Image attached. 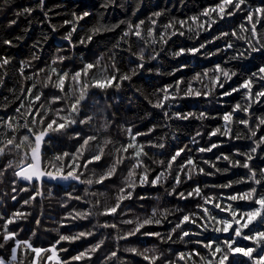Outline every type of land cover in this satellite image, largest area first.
Returning <instances> with one entry per match:
<instances>
[{
	"label": "trees",
	"instance_id": "trees-1",
	"mask_svg": "<svg viewBox=\"0 0 264 264\" xmlns=\"http://www.w3.org/2000/svg\"><path fill=\"white\" fill-rule=\"evenodd\" d=\"M219 0H45V7L41 9L38 0H0V57L6 56L9 64L0 68V120L7 121L13 118V130L6 127H0V141H5L13 136L23 137L27 134L24 125L28 127L33 125L26 120L28 116V96L22 89L35 85L36 94H41L42 98L34 107L39 109L41 113H46V118H55L58 108L70 107V100L75 94L79 95V88L76 87L71 78L66 82L64 92L58 91L53 86L44 87L45 82L49 79L51 68L55 66L57 70L75 71L82 67L85 62H94L98 57L103 55L104 59L99 68H97L89 77V81L93 78H99L100 72L105 65L112 62L110 53L115 54L121 73L129 72L136 64H129L128 49L131 47L135 52H139L143 46L135 36L127 37V43L121 41L120 48L114 45L120 39L123 32L127 30L128 23H139L145 21L144 33L146 35L147 28L151 27V19L158 20V28L164 30L170 20H189L193 16H199L207 7H214ZM249 5L257 6L261 0H248ZM107 5V6H105ZM26 7H32L34 11L31 14L17 15L23 12ZM90 13L79 22V31L74 34V42L77 47L72 48L63 37L71 30L69 25H65V20L73 21L74 16ZM161 12L163 15L159 18L153 16V13ZM47 14V15H46ZM243 19V13L237 14L232 18H225L224 21L218 22L213 29L203 32L199 37L195 33H187L185 36H174L170 42L161 46L159 44L153 46L159 56L155 60H149L146 56L145 67L139 71L129 81H124L120 88H109L101 90L91 88L82 104V113L77 117L79 120L92 119L85 124L77 123L72 125L65 134L50 133L43 143L42 165L44 170H52L53 167H64L68 169L72 156L76 155L77 149L83 143V138L89 135H97V141L92 142L86 147L85 155L81 160L89 159L91 155L98 152L99 147H104V156L102 161L90 165L87 169L81 167L77 171L81 175V180L87 181L93 179L92 185L80 183L77 181H69L68 184L42 183L40 188L38 182L26 184L15 178V171L18 170L21 158L30 148L34 146V137L31 142L21 144L19 150L12 149L0 155V216L7 219L13 212L19 210L26 215L17 220L13 225L9 226V230L17 234V239L28 240L34 247L49 248L60 235H77L79 232H92V236H86L76 241H64L58 245V255L61 262L70 261L72 256L77 255L81 251L89 249L96 243L103 241L102 248L91 259H85L75 264H105L106 257L112 251H117L118 257L114 258L113 264H147L143 260L145 249H156V254L160 255L159 264H208L209 250L203 247V244H196L197 240L207 243L208 240H214L217 244H221L224 240L231 238L228 233H220L212 230L213 224L207 231L197 228L195 225L187 224L184 230L193 233L192 236L180 239V230L174 234L171 241L167 240V234L172 227L179 222L182 214L196 211V205L202 203L200 197H189L181 199L180 192L187 194L197 185L203 190V195L219 196L221 193L231 195L238 192L247 191L254 186L251 182L248 184L233 183L231 188H223L222 185L228 184L230 181L235 182L242 176L246 175L243 168H231L225 161L216 162V167L221 171L217 172L215 168L203 164L204 159L215 161L216 157L224 154H231L234 149L240 148L242 151H248L253 145L247 139L235 140L228 139L223 136H216L211 142L216 143L223 141L220 148L214 149L209 153L192 152V156L197 160L200 167H204L206 172L214 173L213 175L194 174L192 179L184 178L180 185L175 183V172L167 174L157 185L151 183L140 184L139 175L143 172V168L135 170V175L131 182H135L137 187L132 190L133 195L121 202V206L117 210V214L105 216L101 215L106 207L116 206L117 196L120 194L119 189L125 187L128 180V173L132 169L135 160H126L119 166L117 174L111 179L106 180L103 184H96L95 180L99 175L103 174L113 163L117 156V149L122 144L130 142L128 129L133 130V134L147 133L141 135L137 139V143L149 145L150 143L161 142L166 143L163 150L146 147L145 151L148 157L145 164L149 167V178L155 179V176L166 169V165L161 166L154 161L166 160L170 158L169 154L174 153L178 147L190 145L192 148L208 146L209 137L207 132L220 126L223 121L217 118L222 116L224 111H230L231 107L240 102L244 104L243 93H234L230 97L219 99V92L230 90L237 87L243 82L251 72L258 71L261 65H264V55L253 53L250 58L240 61H228V55L220 53L210 59L204 58L202 55L192 56L183 55L181 57H173L171 53L178 51L179 48L196 47L199 43L211 39L222 31H230L231 28L238 26ZM15 20V24H10ZM55 25L57 30L53 33L52 26ZM114 25L119 27L114 28ZM195 28V25H193ZM93 29H99L91 42L80 45L81 38L91 35ZM264 32V28H261ZM47 36V39H45ZM4 40L13 41L12 46L3 44ZM224 41H219L214 46H208L207 51H214L215 47H223ZM243 42H238V46ZM164 48L161 51V48ZM59 50V51H58ZM149 55L152 48L146 49ZM38 57L33 59V57ZM58 56H64L67 59L63 62H57L53 65V61ZM24 64V75L20 73L21 64ZM215 63L225 64L229 69L238 72L231 81L226 83L225 89H217L209 97H190L176 100L171 107L165 106L164 110L154 108L158 98H162V93L156 94L158 88L165 85L174 84L176 80L183 78L185 81L191 80L196 72H203L205 68L214 67ZM182 64L187 65L175 74L172 70L179 68ZM43 70V71H41ZM54 75V74H53ZM207 84L208 87H204ZM188 85H183L187 90ZM193 87L207 91L211 88L210 80L205 79L202 82L193 81ZM56 95L64 98L63 103L51 104L50 101ZM24 97V101H20V97ZM183 96V92H181ZM219 100V102H218ZM151 101V102H150ZM24 103V108L20 114L16 109ZM244 106H247L244 104ZM164 111L170 114L176 111L181 113L205 112L207 119L199 120L195 117L187 121L176 119H167ZM251 114L253 116L264 115V103H255L252 105ZM66 114V113H64ZM248 118L244 113H239L237 119ZM39 121L35 124V130L39 131L42 127ZM155 126V127H154ZM254 126V125H253ZM235 132L242 136L248 135L247 129L243 125L233 124ZM154 128L152 133L148 130ZM197 132L202 135L197 137L199 144L191 145V138ZM75 133H80L81 139H76ZM264 135V131L258 133ZM108 141V144L104 142ZM20 143V139L15 141ZM68 152L70 155L65 157L63 161H57L58 155ZM164 154L161 155L160 153ZM131 156V151L128 153ZM188 158V154H184L180 163ZM242 159V157H237ZM25 163H30L29 159ZM254 167H264V151H258L257 156L252 161ZM11 165V167H8ZM229 168L228 171H224ZM179 170V164L176 165V171ZM13 180H16L17 191L15 195L17 199L12 200ZM176 188L175 195H169ZM27 188L28 191H22ZM40 189L44 192L43 197H38L35 201L25 205L24 201L29 200L35 190ZM51 189L52 195H48ZM87 189V191H86ZM130 190V189H129ZM260 193H264V187L259 188ZM69 194L80 199L69 198ZM126 195V193H125ZM234 207L247 211L255 207L253 202L238 201L234 203ZM157 212V219H162L160 225L155 223L146 225L140 233L129 236L127 239H121L126 233L133 231L137 221L142 222L144 219L152 215L153 210ZM74 212H90L91 215L86 219L72 220L65 219L69 213ZM160 213H164L162 217ZM218 217L230 218L226 213L217 212ZM37 219H41V223L37 225ZM125 221H133L128 224ZM105 223L116 224V228H103L100 225ZM64 226H61V225ZM3 222L0 221V232L3 231ZM254 230H264V223H257L253 226ZM159 232L164 237L161 239L145 233ZM202 233L196 235L195 233ZM245 234L248 230H245ZM0 257L5 260H11V248L15 246V241L5 244L0 238ZM237 246L253 247V243L239 238ZM136 248L138 253H133L127 249ZM66 250V251H65ZM185 253V259L179 260L178 253ZM199 252V256L193 255L188 257V253ZM259 252V250H258ZM49 253H41L36 257L30 249L25 248L21 244L18 248L17 259L12 264H48L47 255ZM264 254V252H259ZM255 255V254H254ZM51 264H55L52 263ZM213 264H218V260L213 258ZM226 264H251V261L241 255H230Z\"/></svg>",
	"mask_w": 264,
	"mask_h": 264
},
{
	"label": "snow or ice",
	"instance_id": "snow-or-ice-1",
	"mask_svg": "<svg viewBox=\"0 0 264 264\" xmlns=\"http://www.w3.org/2000/svg\"><path fill=\"white\" fill-rule=\"evenodd\" d=\"M41 9L45 7V0H38ZM107 6V5H105ZM34 11L32 7H26L23 9V12H18L17 15L22 14H31ZM243 13V19L241 23L235 28H231L230 31H222L218 35L211 37V39L205 40L203 43H199L196 47L189 48H179L178 51H173L171 55L173 57H181L183 55H192L198 56L202 55L206 59L215 57L220 53H233L228 55V61H240L246 60L251 57L253 53H260L264 55V32L261 31V28H264V0H261V3L257 6H251L248 3V0H219V2L214 6L207 7L199 16H193L189 20H170L166 25H164V30L160 31L158 28V20L151 19V27L147 28L146 35L144 33L145 21L141 20L139 23H128L127 30L123 32L120 39L114 45L115 48H120L121 41L127 43V37L135 36L137 40L143 45L140 47L139 52H135L131 47H129L128 56L129 64H136V67L131 68L130 73L125 72L121 73L120 67L116 62L115 54L110 53L112 62L110 65H105L103 70L99 74V78H93L89 81V77L92 73L101 66L104 59L103 55L98 57L94 62H85L82 67L75 71H64L60 69L59 71L55 66L51 68V73L49 74V79L45 82L44 87L49 85L53 86L60 92H64L66 89V82L71 78L73 84L79 88V95L76 96L73 94L70 102V107L58 108L55 113V118H46V113H41V111L34 107V105L39 102L42 98L41 94H36L35 85L32 87H26L22 89V92H26L28 96V116L26 120L29 121L33 127H28L27 123L24 125L27 134L22 138L13 136L10 139L5 141H0V155H3L6 151H11L12 149L19 150L21 144L24 142H31V138L34 137V146L30 148V159L31 163H25L29 159V155L26 152L21 158L20 166L17 171H15V178L22 181H27L29 184L35 182L43 183L45 181L51 183L54 181H68L74 180L80 183H86L87 185H92L94 183L93 179H88L87 181L81 180V175L78 173V169L83 167L87 169L90 165L100 162L104 156V147H99L96 154L91 155L89 159L81 160V157L85 155V150L88 145L92 142L97 141V135H89L87 138H83V143L80 148L77 149L76 155L72 156L71 162L65 161L68 164V169H65L63 166L56 168L53 167L52 170H44L41 165V146L45 141L46 137H49L50 133H61L65 134L67 130L71 128L72 125L77 123L85 124L88 123L92 117L87 119L79 120L77 117L82 113V104L85 102L89 90L91 88H98L101 90H107L109 88H120L122 82L129 81L135 76L139 71H141L146 64V56L149 60H155L159 56V52L153 47L157 44L161 46L167 45L172 37L174 36H185L186 32L191 34L195 33L196 37H199L201 33L208 32L213 29V26L218 22L224 21L225 18L235 17L237 14ZM47 15V14H46ZM90 13L85 12L83 15H76L73 13L74 20L69 21L65 20V25H69L71 30L63 37V40L74 49L77 47L74 42V34L77 33L79 29V22L82 21L85 17L89 16ZM163 14L161 12L153 13V16L156 18L161 17ZM16 21L13 20L10 24H15ZM195 25V28H193ZM114 28L119 27V25H114ZM52 32L54 33L57 28L55 25L52 26ZM99 29H93L91 35H87L86 38H81L79 41L80 45L91 42L94 35ZM47 39V36H45ZM219 41H224L223 47H215L214 51H207L208 46H214ZM242 41L243 44L238 46V42ZM3 44L7 46H12L13 41L4 40ZM152 48V53L146 51V49ZM164 48H161L163 51ZM59 51V50H58ZM38 57H33L37 59ZM67 58L64 56H58L56 60L53 61L55 65L58 61L63 62ZM9 64V59L4 56L0 57V68L5 67ZM222 63H215L212 68H205L203 72H196L191 80L185 81L183 78L175 81L174 84L165 85L163 88H158L156 94L159 95L162 93V98H158L156 103L153 105L154 108L164 110L165 106L171 107V105L178 99L190 98V97H209L217 89H225L226 83L231 81L233 77L238 75V72L233 71L225 66ZM25 65L22 63L20 67V73L24 75ZM187 65L182 64L179 68L173 69L172 74L181 71L186 68ZM43 71V70H41ZM54 74V75H53ZM208 79L211 83V88H208L207 91H201L193 87V81L202 82L203 80ZM187 84V90L183 88L184 84ZM204 87H208L207 84ZM183 92V96H181ZM243 93L244 104L237 102L231 107L230 111H224L222 116L212 117L217 118L223 121V123L214 128L212 131L207 132L209 137V145L204 147H195L192 148L190 145H185L184 147H178L174 153H170V158L166 160L154 161V163H159L161 166L166 165V169L161 171L155 176V179H150L148 172L149 167L145 164V160L148 157V153L145 151L146 147H153L160 150L166 148V143L158 141L156 143H150L149 145H143L137 143V139L141 135H146L147 133H136L133 134L131 128L128 129V134L130 142L127 144H122L119 149H117V156L114 159L111 166L106 172L99 175V178L95 180L96 184H103L106 180L114 177L119 169V166L123 164L126 160H135V163L132 165V169L128 173L129 183L125 187L119 189V195L117 196L116 206L106 207L101 213V215L110 216L117 214L118 208L121 206V202L127 198H131L133 191L137 185L132 181V177L135 175V170L143 168V172L139 175L140 184L151 183L152 185H157L163 179L166 178L167 174L175 172V183L180 185L184 178L191 180L194 174H204V175H213L214 173L206 172L204 167H200L197 160L192 156V152L198 153H209L214 149L220 148L223 141L216 143L211 142V139L216 136L227 137L228 139H247L253 145L248 151H242L240 148L233 150L231 154H224L216 157L215 161H210L208 159L203 160V164L209 165L211 168H215L217 172L221 171L216 167V162L225 161L231 168H243L246 170V175L242 176L239 180L235 182H229L228 184L222 185L223 188H231L233 183L236 184H248L252 183L254 186L250 187L247 191L238 192L231 195H225L221 193L219 196L215 195H203V190L199 185L189 191L187 194L180 192L179 196L181 199H187L189 197H200L202 198V203L196 205V211L191 213L182 214L179 218V222L172 227L171 231L167 234V240L171 241L174 238V234L177 233V230H180V239L183 240L193 235L192 232L184 230V226L187 224L195 225L197 228L207 231L209 227L215 224V227L212 228L215 232L228 233L231 238L224 240L221 244H217L214 240H208L207 243H204L201 240H197L196 244H203V247L209 250L210 256L208 257V264H213V258L218 260V264H226L229 260L230 255H241L247 260L251 261V264H264V254H259V252H264V230H254L253 225L257 223H264V193L259 192L260 187H264V167H254L252 161L257 156L258 151H264V135H259L258 133L264 131V115L253 116L251 114L252 105L255 103H264V65H261L258 71L251 72L246 78H243V82L240 83L237 87H232L230 90H223L219 92V99L222 100L224 97H230L234 93ZM20 101H24V97H20ZM64 98L56 95L50 101L51 104L63 103ZM151 102V101H150ZM219 102V100H218ZM24 103L20 104V107L16 109L17 114H20L24 108ZM244 113L248 118H239L237 116L239 113ZM66 113V114H64ZM164 116L167 119H176L180 121H187L190 118L195 117L199 120H204L208 118L207 113L200 112L198 115L195 112H186L181 113L176 111L174 113H169L164 111ZM13 118H8L7 121L0 120V127H6L9 130L15 131L12 123ZM39 121L41 125H46L41 128V130H35V124ZM238 124L243 125L244 129H247L248 135L242 136L240 133L235 132L232 125ZM254 125V126H253ZM155 127V126H154ZM154 128L148 130L149 133H152ZM202 134L197 132L195 136L191 138V145L199 144L197 137H200ZM50 138V137H49ZM76 139H81L80 133H75ZM20 139V143L15 141ZM108 144V141L104 142ZM131 151V156H128V153ZM188 154V158L184 160L183 163H180V160L183 159L184 154ZM161 155L164 153L161 152ZM70 154L68 152L58 155L55 159L57 161H63L65 157H68ZM237 157H242L239 159ZM179 164V170L176 171V165ZM8 167H11L9 165ZM229 168H225L224 171H228ZM0 175H3L0 172ZM16 185V180H13L12 188V200L17 199L15 192L18 190ZM130 189V190H129ZM22 191H28L27 188L22 189ZM87 191V189H86ZM126 193V195H125ZM169 195L176 194V188H173ZM48 195H52L51 189L48 191ZM44 192L40 189L35 190L33 196L24 201V204H30L35 201L38 197H43ZM69 198L80 199V197H74L73 194H69ZM238 201L244 202H253L255 207L250 210L244 211L239 208L234 207V203ZM226 213L230 218L218 217L216 213ZM26 214L17 210L12 213L10 217L4 219L3 216H0V221L3 222V231L0 232V238L4 241L5 244H8L10 241H15V246L11 248V260H5L0 257V264H12V261L17 259L18 248L21 244L25 248L30 249L36 257H39L41 253H50L47 255V262H55V264H75V262H82L86 258L91 259L92 254L97 253L103 245V241L96 243L94 246H91L85 251L79 252L77 255L72 256L70 261L61 262V258L58 255V245L64 241H76L82 239L86 236H92V232H79L77 235H60L59 239L55 241L49 248H39L34 247L28 240L21 241L17 239V234L9 230V226L13 225L17 220L24 217ZM91 215L90 212H74L69 213L65 219H86ZM163 217L164 213H160ZM157 212L154 209L152 215L144 219L142 222L137 221L135 223V228L133 231L126 233L121 239H127L129 236H134L141 232V230L146 225H151L155 223L160 225L162 219H157ZM37 225L41 223V219H37ZM125 223L131 224L133 221H125ZM61 226H64L63 224ZM103 228H116V224L105 223L100 225ZM245 230H248V233L245 234ZM200 235L202 233H195ZM145 235L157 237L164 241V237L159 232H150L145 233ZM239 238H242L246 241L253 243V247H240L237 246V241ZM4 245H0L3 247ZM130 252L138 253L136 248L127 249ZM259 250V252H258ZM66 251V250H65ZM143 254V260L147 264H159L161 259L160 255L156 254V249H145ZM255 254V255H254ZM178 259L184 260L185 253H178ZM189 258L193 255L199 256V252H193L187 254ZM118 257L117 251H112L110 255L106 257L105 264H113L114 258ZM35 264V261L33 262ZM168 264H175V262H168Z\"/></svg>",
	"mask_w": 264,
	"mask_h": 264
},
{
	"label": "water",
	"instance_id": "water-1",
	"mask_svg": "<svg viewBox=\"0 0 264 264\" xmlns=\"http://www.w3.org/2000/svg\"><path fill=\"white\" fill-rule=\"evenodd\" d=\"M42 154H43V144L41 146V165H42ZM29 155H30V153H29ZM30 163H31V159H30ZM42 168H43V165H42ZM19 181L20 182H23V183H26V184H29L27 181H22V180H19ZM69 181H72V180H68V181H63V180H61V181H54L53 183H56V184H64V183H66V184H68ZM38 183H39V186L41 188L42 183H40V182H38Z\"/></svg>",
	"mask_w": 264,
	"mask_h": 264
},
{
	"label": "rangeland",
	"instance_id": "rangeland-1",
	"mask_svg": "<svg viewBox=\"0 0 264 264\" xmlns=\"http://www.w3.org/2000/svg\"><path fill=\"white\" fill-rule=\"evenodd\" d=\"M48 255H50V253ZM52 263H55V262H52Z\"/></svg>",
	"mask_w": 264,
	"mask_h": 264
}]
</instances>
